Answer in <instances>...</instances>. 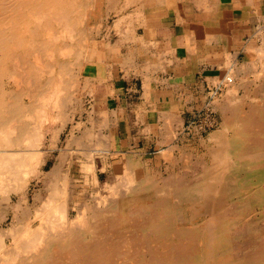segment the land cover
Returning a JSON list of instances; mask_svg holds the SVG:
<instances>
[{
  "label": "bare ground",
  "instance_id": "1",
  "mask_svg": "<svg viewBox=\"0 0 264 264\" xmlns=\"http://www.w3.org/2000/svg\"><path fill=\"white\" fill-rule=\"evenodd\" d=\"M100 1L0 0V264H264V242L228 251L235 236H264H258L250 216H233L247 214L253 201L264 203V83L245 114L222 104L223 131L211 164L201 163L198 181L170 176L158 187L146 164L133 155L122 173H108L102 182L100 173L108 171L111 159L108 135L88 139L98 138L89 131L60 145L74 109L75 82L64 58L79 45L76 31L89 22V13L98 14ZM259 32L263 37L264 30ZM258 73L264 79V67ZM5 80L11 82L9 89ZM226 82H234L233 77ZM235 92L232 88L230 95ZM106 124L101 120L92 126L98 131ZM46 141L44 151L40 146ZM179 159L185 168L193 167L191 157ZM33 183L38 188L30 193ZM240 195L241 203L232 200ZM146 232L194 240L170 251H146V238H154Z\"/></svg>",
  "mask_w": 264,
  "mask_h": 264
},
{
  "label": "crops",
  "instance_id": "2",
  "mask_svg": "<svg viewBox=\"0 0 264 264\" xmlns=\"http://www.w3.org/2000/svg\"><path fill=\"white\" fill-rule=\"evenodd\" d=\"M141 14L101 40L85 72L91 101L112 115L109 134L143 159L215 111L227 74L261 46L264 0H146Z\"/></svg>",
  "mask_w": 264,
  "mask_h": 264
},
{
  "label": "rangeland",
  "instance_id": "3",
  "mask_svg": "<svg viewBox=\"0 0 264 264\" xmlns=\"http://www.w3.org/2000/svg\"><path fill=\"white\" fill-rule=\"evenodd\" d=\"M105 1H107V2H105ZM105 1L101 0L99 2V6H98L99 8L97 7L96 12H95V14L98 13L95 15L97 17H95L92 14L90 15V13L86 17V18H89V22H88V20L86 21V25L88 24L89 26L87 27L85 24H83V26H81L79 29H77L76 35L80 39L79 45L76 46L74 43L68 42V43H70V45L76 46V47H73L74 49L70 48V50L72 49L73 51L71 50L72 52H70V54H68L70 56L73 54L72 55L73 57L71 56L72 57L71 58L70 56H67L68 59H67V57L64 58L65 63H66V67L69 66L68 68H70V70H69L70 73H68L67 75H70L73 78V79L72 78L71 79L74 80V82H75L74 83L72 81L75 84L74 85L75 87L72 90L74 93L73 94V98H74L73 108L74 109L72 111L73 114L72 113L70 114L69 120L65 124L66 126H65L64 130L59 135L60 140H61L60 145L63 144L65 141H67L69 138H75V137L76 138H85V136L88 135L89 131H93L95 133L97 132L98 138H95L94 136L93 137L87 136L86 138H88V139H90V138L93 140L101 139L103 136H105V134L109 136V138L112 141V143H111L112 144L111 145L112 151L110 152V158L111 159L108 160V162H109L108 171L106 173H100V178H101L100 180L102 182L105 181V179L108 176V173H109V175L113 173L114 175H112V176H115L118 173H122L124 165L127 164V158L132 157L133 155H136V154H133L132 151H129L128 146L126 144H122L120 142L116 143V139H114V137L111 136V134H109L110 133L109 132L110 127H106V128L102 127V129H100L98 131H97V129L93 128L92 123L100 124L101 120H102V124L104 122L105 124L107 123L106 125H109L111 122V116L112 115L108 111L107 112L102 111L101 108H99V106H96L94 104V102L91 101L90 93L92 92V89L94 87V83L86 78V72H85V62L87 59L86 57L91 52H94L97 46L101 45V40H103V39L110 40L111 32H113L115 29L117 30V28H119L121 26V24H126L127 23L126 19L128 20V18L133 19V17H138L139 12L141 14L142 12H144V10L146 8V0H120V1L119 0H112V1L111 0H105ZM121 6L124 8H121ZM125 6H126V8H125ZM102 7L105 8V10ZM114 7H116V8H114ZM136 7H138V9ZM98 9H99V11H98ZM114 9L116 10V12ZM134 11H136V12H134ZM99 12H100V14H99ZM126 12H127V14H126ZM134 13H135V15H134ZM107 14L110 16H107ZM125 16H126V18H125ZM123 17L125 18V20ZM122 19L124 20V22ZM119 22H120V24H119ZM100 23H101V25H100ZM114 23H115V25L113 26ZM90 24H92V26ZM82 27H85L87 30H85V28H82ZM90 27H91V29H90ZM95 28H98L100 30V32L99 31L97 32V29L95 31ZM82 29H84V30H82ZM116 30L114 32H116ZM85 31H86V33H84ZM84 34L87 36V38ZM91 34H93V35H91ZM262 43H264V35H263ZM262 46L256 47V49L254 48L256 51L252 50L251 54L243 62H241L237 67H235L233 70L230 71V73L227 75V77L232 76L234 79V82H232V83L227 82L228 83V90H226L225 92L224 91L220 92L218 94H213L212 97L215 98L214 100H215V104H216L215 105L216 106L215 111L211 110L210 105H208L207 109H205L203 112L199 113L198 121L196 119L195 120L196 122L195 123L193 122V125H197V126L195 128L194 127L185 128L183 130L185 135L180 137V141L178 143L173 144V145H170L169 143H167L164 145V147L162 149L153 146L149 150V152L146 153V158L144 157L143 159H141V161H143V163L146 164V169L148 168V170H150L152 172V174L154 175L155 180H157L155 182L156 186L161 187L163 185L161 180L163 178H167L170 176H175V177L181 176V177H184V179H186L188 182H191V181L194 182V181H198L200 179L198 177L200 174L199 172L202 171L201 163L211 164V162H212L211 151L218 146V143L216 141L217 136H218V134L222 133L221 131H223V127L221 126L224 122L222 104H224V107H227V106L235 107L237 109L236 111L238 112V115H243L246 113V111H248L247 109H249L250 103L252 101L251 98L255 97V93L257 91L258 84L260 82L264 83V79L261 80L260 74L258 73V70L260 71L264 67V60H263L264 59L263 58L264 57V46H263V48H262ZM83 51H84V53H83ZM261 51H263V52H261ZM77 55H78L79 59H76V58H78ZM260 58H261V60H260ZM251 62H252V64H250ZM70 63L73 65V66L71 65L72 67H70V65H69ZM74 66H75V68H74ZM249 66H251V67H249ZM260 66H261V68H260ZM78 68H80V69H78ZM232 71H234V72H232ZM253 71L255 72V75L258 73L259 76H258V74L256 75L258 77L253 75L254 74ZM233 73H235V74H233ZM5 81H6L5 87L7 89H9V87H11V82H8L7 80H5ZM244 81H246L248 85L244 84L245 83ZM231 87L234 88L236 91L235 97H232L230 95V90L232 89ZM248 87H250V88L248 89ZM249 92H250L251 96L248 95ZM103 118H105V119L103 120ZM98 119H99V122H97ZM88 128H89V130H88ZM101 130H103V131H101ZM78 134H79V136H78ZM85 134H87V135H85ZM81 136H83V137H81ZM47 141H48V139H47ZM47 141L44 142L40 146V147H42V149H44V151H46L48 148V142ZM209 142H212V143H209ZM116 149H119V150L124 149L125 152H118V151H116ZM55 154H57L56 151H55ZM182 156H188V157L192 158L191 159L192 160L191 162L193 164L192 168L188 169V168L184 167V163L182 161H180V159H179ZM51 163L52 162L49 161L48 165L46 166V170L49 169V166H51ZM141 170H139V171H141ZM141 173H142V171H141ZM201 178H203V177H201ZM83 180L84 179L81 177L80 181L83 182ZM37 188H38V186H36L33 183L32 186L30 187V193H32ZM241 192H243V191H241ZM235 198H240V199H235ZM235 198H233L232 200L241 203V200H242L241 195L239 197L235 196ZM258 202L259 203L262 202V203L257 204ZM247 214L246 213H244L242 215L234 214L233 216H234L235 220L250 216L251 217L250 219L257 224L256 225L257 229H258L257 231H259V232H257L258 236L261 234L264 235V203H263V201L262 200L256 201V202L253 201V204H251V206L249 207V211ZM164 218L165 217H161L160 219L163 220ZM184 218L185 217H180L179 220H181L183 223H185L183 221ZM8 224H9V221L5 222L4 227L5 228L8 227L9 226ZM156 234H158V233L146 232V235L154 236L153 239L152 238H146V251H170V250H172L173 245H177L178 243L181 245V244L187 243L188 241L194 240V238L190 239L189 237H185L182 239L179 237L180 236L179 233H178L179 234L178 238H174L172 236V234H166L165 232H161L160 236H155ZM199 241L196 243L197 245L199 244ZM230 242H232V246H230L231 249H228V251H239V249H235V245L237 247L242 245L243 248H245L244 246L247 243H249L247 245H251V246L256 245L257 246V245H259L260 242H264V236L262 237L261 240H259V238L256 239L255 235H244L242 237H239V240H238V237L235 236V240H230ZM162 245L164 247H161ZM132 249H134V247H132ZM177 249H180V248H177ZM202 250H203L202 248L197 249V251H202ZM139 251H145V248H143V249L139 248ZM177 251H180V250H177ZM213 251H221V249H215Z\"/></svg>",
  "mask_w": 264,
  "mask_h": 264
},
{
  "label": "built area",
  "instance_id": "4",
  "mask_svg": "<svg viewBox=\"0 0 264 264\" xmlns=\"http://www.w3.org/2000/svg\"><path fill=\"white\" fill-rule=\"evenodd\" d=\"M261 28L264 30V25Z\"/></svg>",
  "mask_w": 264,
  "mask_h": 264
}]
</instances>
